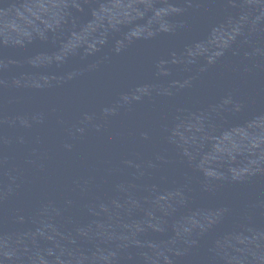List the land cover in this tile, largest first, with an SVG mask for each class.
Segmentation results:
<instances>
[{
    "label": "water",
    "instance_id": "95a60500",
    "mask_svg": "<svg viewBox=\"0 0 264 264\" xmlns=\"http://www.w3.org/2000/svg\"><path fill=\"white\" fill-rule=\"evenodd\" d=\"M0 264H264V0H0Z\"/></svg>",
    "mask_w": 264,
    "mask_h": 264
}]
</instances>
